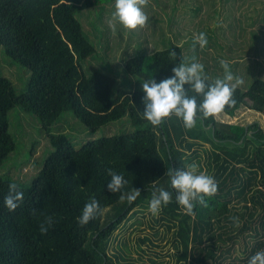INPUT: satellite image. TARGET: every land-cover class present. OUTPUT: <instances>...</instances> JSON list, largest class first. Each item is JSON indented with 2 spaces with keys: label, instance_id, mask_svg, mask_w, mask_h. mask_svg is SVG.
<instances>
[{
  "label": "trees",
  "instance_id": "16d2710c",
  "mask_svg": "<svg viewBox=\"0 0 264 264\" xmlns=\"http://www.w3.org/2000/svg\"><path fill=\"white\" fill-rule=\"evenodd\" d=\"M113 2L0 0V64L15 74L0 71V264H136L132 249L149 252L142 245L161 246L155 239L170 244L167 260L156 264H224L227 258L247 264L264 250V129L258 122L204 119L200 112L190 130L175 115L151 125L143 116L141 85L172 76L185 56L178 44L149 54L139 50L124 61L120 76L114 70L120 64L95 63L100 54L83 19ZM202 4L211 5L200 0L194 11ZM205 75L208 84L217 79ZM188 95L198 105L203 100ZM233 99L221 113L233 115L243 106L264 112V79L254 78L245 89L236 85ZM42 134L49 147L24 178L11 160L22 153L30 159L34 136ZM82 134L89 138L76 147L73 138ZM193 163L216 180L218 191L187 215L171 178ZM109 170L126 181L117 193L107 190ZM11 183L23 201L9 212L4 199ZM153 187L173 193L156 216L148 211ZM134 189L141 192L134 202L121 201ZM93 198L100 211L81 227L78 218ZM46 217L54 223L41 234Z\"/></svg>",
  "mask_w": 264,
  "mask_h": 264
},
{
  "label": "rangeland",
  "instance_id": "374dc122",
  "mask_svg": "<svg viewBox=\"0 0 264 264\" xmlns=\"http://www.w3.org/2000/svg\"><path fill=\"white\" fill-rule=\"evenodd\" d=\"M198 1L200 0H181L180 2L178 0L174 2L173 0H148V4L142 9L149 17L147 24L143 28H137L131 32L124 30L118 23L113 29L112 13L115 0L99 11L91 9L89 18L83 19V25L85 30L90 33L89 36L100 54L99 60L97 56L94 62H107L112 67L120 64L114 69L120 76V74H124L121 68L122 64L127 58L136 54V51L140 50L142 54H149L171 44H178L182 48L185 59L188 62H193L194 58V62L203 64L204 73L212 78H223L224 70L219 63L223 59L229 63L230 71L234 76L233 81L230 82L233 85H236V78L242 81L237 86L243 89L247 88L256 77L264 79V1L246 0L241 3L234 0H209L211 5L202 4L198 11H194L193 7L198 4ZM237 6L240 9H237ZM93 26L97 29H93ZM202 32L206 33L207 45L200 48L199 44H196L193 48L194 38ZM97 42L103 43V46L106 44V46L99 47ZM0 59H4L1 54ZM234 60L237 62L232 64ZM19 70L18 68V72ZM0 71L10 77L15 75L8 67L1 68V64ZM221 114V116L217 114L216 119L246 125L258 122L264 129V112H255L243 106L236 109L233 115ZM32 128L35 130V127ZM115 132H117L116 129L113 133ZM34 137L37 141L34 143L30 159L26 160L22 153L20 157L12 158L9 165L16 172L21 171L24 178L34 172L32 162L35 159H40L43 151L49 147V140L45 135ZM86 137L82 134L81 137L73 138L75 146L78 147L81 140ZM21 145L23 144L21 143ZM14 153L16 151L11 152L6 161L11 159V155H15ZM22 162H25L24 166L21 164ZM135 218L136 216L132 217L125 225L128 231L130 230L128 225L135 221ZM133 238L132 236L131 240ZM159 241V239L154 240L161 246L150 245V248H147L146 243L142 245L149 252L139 251L136 248L138 245L134 242L132 244L131 241L130 244L137 249H132L131 255L135 259L139 258V261L136 260V264H156L166 261V253L170 250V244H164L165 240ZM240 242L239 245H236L238 250L236 253L234 252L235 254L233 253L234 256H240L239 252L243 248L242 244L245 243V240ZM149 257L154 261L149 260ZM230 261L231 259L227 258L224 264H229Z\"/></svg>",
  "mask_w": 264,
  "mask_h": 264
},
{
  "label": "clouds",
  "instance_id": "9594fccd",
  "mask_svg": "<svg viewBox=\"0 0 264 264\" xmlns=\"http://www.w3.org/2000/svg\"><path fill=\"white\" fill-rule=\"evenodd\" d=\"M148 4V0H115L114 11L112 13V27L115 29L118 23L124 30L129 32L137 28H143L149 17L142 10ZM208 43L206 33H200L194 38L193 48L199 44L204 48ZM172 59L176 58L175 51L170 52ZM220 66L224 70L223 78H217L213 83H206L207 77L204 73V65L198 62H188L187 59L181 61L178 66L172 68L173 75L157 83L154 79L146 80L142 83L144 96L143 116L153 126L160 125L164 120L175 115L182 119L186 129L195 126L197 112H200L204 119L213 117L221 113L226 106L235 104L233 93L236 85L240 84L236 78V85L231 84L234 76L230 71L229 63L221 59ZM188 85V88H185ZM189 91L203 97L199 105L196 96H189ZM111 177L107 183V190L110 193H117L123 188L126 181L124 177L108 171ZM171 188L175 190L176 202L181 206L182 211L187 215H193L195 203L207 206L205 197H212L218 191L216 180L199 171L198 166L193 163L186 170H177L172 174ZM141 195L139 189H134L130 194L121 195V201L127 200L132 203ZM173 193L163 188L153 187V195L149 202L148 211L156 216L160 213L162 205L166 206L172 202ZM23 201V192L17 191L15 183L9 184V194L4 199V205L9 212L15 211ZM100 211L98 201L94 198L87 203L78 218L79 226L88 224ZM238 226V217L231 218ZM54 223L52 217H46L40 225L41 234H46L48 228ZM247 264H264V250L257 251L252 255Z\"/></svg>",
  "mask_w": 264,
  "mask_h": 264
},
{
  "label": "crops",
  "instance_id": "0c3cea01",
  "mask_svg": "<svg viewBox=\"0 0 264 264\" xmlns=\"http://www.w3.org/2000/svg\"><path fill=\"white\" fill-rule=\"evenodd\" d=\"M219 115L221 116L222 114L221 113H219ZM226 115H228V114H226ZM220 120V119H219ZM223 121V120H222Z\"/></svg>",
  "mask_w": 264,
  "mask_h": 264
}]
</instances>
